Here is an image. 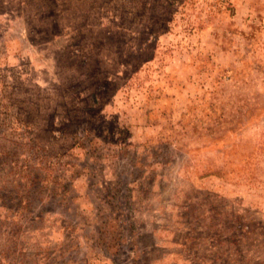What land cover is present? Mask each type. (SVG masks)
Wrapping results in <instances>:
<instances>
[{"label": "rangeland", "instance_id": "374dc122", "mask_svg": "<svg viewBox=\"0 0 264 264\" xmlns=\"http://www.w3.org/2000/svg\"><path fill=\"white\" fill-rule=\"evenodd\" d=\"M0 264H264V0H0Z\"/></svg>", "mask_w": 264, "mask_h": 264}]
</instances>
